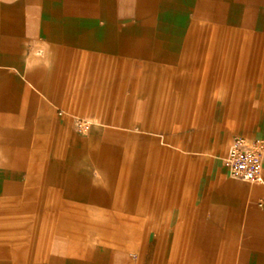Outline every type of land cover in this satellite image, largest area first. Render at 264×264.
Here are the masks:
<instances>
[{
  "label": "crops",
  "instance_id": "crops-1",
  "mask_svg": "<svg viewBox=\"0 0 264 264\" xmlns=\"http://www.w3.org/2000/svg\"><path fill=\"white\" fill-rule=\"evenodd\" d=\"M108 76L119 105L128 86L136 111L155 96L183 126L207 125L190 112L264 113V0H0V264H264V166L248 184L213 145L168 143L179 154L153 157L148 180L127 136L73 131L90 119V80ZM111 120L99 126L127 127ZM259 128L241 136L264 140ZM92 212L108 218L102 238L133 224L140 243L93 240Z\"/></svg>",
  "mask_w": 264,
  "mask_h": 264
},
{
  "label": "rangeland",
  "instance_id": "rangeland-1",
  "mask_svg": "<svg viewBox=\"0 0 264 264\" xmlns=\"http://www.w3.org/2000/svg\"><path fill=\"white\" fill-rule=\"evenodd\" d=\"M94 71L95 72H105L114 73L118 71L116 65H106V64H94ZM127 70H129L127 68ZM107 79H95L90 80V119H85V121L90 122V135L103 133V131H107V133L111 132V135H123L128 137V143L124 144L126 147V152L128 158L134 163L137 161H143V175L148 177L150 180L151 172V159L154 157V161H158L166 158V154L171 153H178L164 144H174L180 148L188 149L191 151H202L206 147L213 145L214 146V153L216 156L221 157L227 150L228 146L230 145L233 136H245L248 137L249 134L254 133L257 126L261 128L257 129V135L261 134L264 138V113L262 110V104H259L258 107L254 112L251 111H240L239 113H235L233 111H223L221 114L223 116L222 121L220 122H211L213 115L211 112L208 111H201V112H190L192 121L195 120V123H205L208 120V123L213 124L212 127L203 124L202 127H195V126H183V121L180 120L183 115L182 112H167V111H155L154 108H163L166 107L165 105H156L153 103V99L156 97H152L150 95H144L142 97V108L143 110L136 111L135 108L137 107L136 103H134V95L130 94V87L127 86L126 93V102L125 106L119 105L118 103V96L117 90H113L112 84H114V79H109V76L106 77ZM116 94V95H115ZM166 96H164L165 99ZM202 98V97H200ZM217 104L221 105V108H224L223 103L220 102L222 99L217 97ZM253 98H250L252 100ZM123 102V100H122ZM121 102V103H122ZM123 104V103H122ZM255 102L251 101L249 107L253 108ZM120 107H124L125 110H115ZM115 110V111H114ZM175 116L174 120H170V116ZM198 116H200L201 120H198ZM112 118L115 120H123L124 122L116 121L117 125H124L127 126L126 128H106L101 127L99 124L101 123H111ZM72 119V118H71ZM215 119V115H214ZM73 120V119H72ZM73 121H76L74 119ZM126 121V122H125ZM137 121H141L144 123L142 126L143 132H137L135 127V123ZM210 121V122H209ZM193 122V123H194ZM194 123V124H195ZM182 125V126H181ZM76 130L79 135L87 134V131L82 132L76 127L73 126V131ZM155 132L157 135H161L162 138L154 135H150L147 132ZM252 131V132H251ZM75 132V131H74ZM263 133V134H262ZM146 137V140L142 143H135L136 137ZM225 144L221 145L220 141ZM161 141L162 144L161 145ZM94 146V145H91ZM142 146V153L143 156H135V147ZM218 148H222V151H218ZM152 153L157 154L153 155ZM203 153L207 154L205 158L215 156L214 153L210 150H206ZM165 155V156H164ZM211 155V156H209ZM215 160V159H212ZM134 166V165H133ZM264 166V164H263ZM194 168L198 167L197 165L193 166ZM134 169V168H133ZM157 170V168L155 167ZM156 173V172H153ZM158 173V171H157ZM164 175V174H162ZM227 175V174H226ZM160 176V175H159ZM228 177V175H227ZM229 178V177H228ZM158 182V177L156 178ZM230 179V178H229ZM102 213H91V219L96 222L94 226L99 228L98 230H91L90 238L97 242H106L109 245L117 246V247H129L134 248L136 244L140 243V241H136L134 235V228L135 225L133 224H115L117 228H121L124 232L125 237L121 240H111V239H104L101 237L102 233L99 231L103 226V221H106L108 224V218H105ZM97 231V232H96ZM99 233V234H97Z\"/></svg>",
  "mask_w": 264,
  "mask_h": 264
},
{
  "label": "built area",
  "instance_id": "built-area-1",
  "mask_svg": "<svg viewBox=\"0 0 264 264\" xmlns=\"http://www.w3.org/2000/svg\"><path fill=\"white\" fill-rule=\"evenodd\" d=\"M89 127V122L76 119V128L81 132ZM221 160L230 179L248 184L263 183L264 140L235 136Z\"/></svg>",
  "mask_w": 264,
  "mask_h": 264
}]
</instances>
